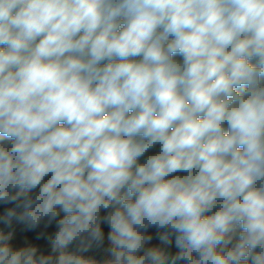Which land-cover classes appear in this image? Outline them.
<instances>
[{
	"label": "clouds",
	"instance_id": "9594fccd",
	"mask_svg": "<svg viewBox=\"0 0 264 264\" xmlns=\"http://www.w3.org/2000/svg\"><path fill=\"white\" fill-rule=\"evenodd\" d=\"M0 264H264V0H0Z\"/></svg>",
	"mask_w": 264,
	"mask_h": 264
},
{
	"label": "trees",
	"instance_id": "16d2710c",
	"mask_svg": "<svg viewBox=\"0 0 264 264\" xmlns=\"http://www.w3.org/2000/svg\"><path fill=\"white\" fill-rule=\"evenodd\" d=\"M158 147L159 146H157L156 148L152 149L151 152L157 151L158 150ZM105 230L107 231V229H105ZM152 231H154V230H152ZM21 238H25V239L29 240L30 242H34V243L38 244L40 246L41 250H45V251L47 250V244H46V242L43 241V240L36 241L35 240V235L33 233H28V232H23L22 233L19 230H17V234L15 236V239L13 240V243L16 244V245H20L21 244V241H22ZM170 250L172 252L177 251V249L174 246V243H173V246H172V248ZM97 257H100L101 258V256H99V255Z\"/></svg>",
	"mask_w": 264,
	"mask_h": 264
},
{
	"label": "crops",
	"instance_id": "0c3cea01",
	"mask_svg": "<svg viewBox=\"0 0 264 264\" xmlns=\"http://www.w3.org/2000/svg\"><path fill=\"white\" fill-rule=\"evenodd\" d=\"M21 244L24 243V241L26 240L25 238H21Z\"/></svg>",
	"mask_w": 264,
	"mask_h": 264
},
{
	"label": "built area",
	"instance_id": "2783aa9c",
	"mask_svg": "<svg viewBox=\"0 0 264 264\" xmlns=\"http://www.w3.org/2000/svg\"><path fill=\"white\" fill-rule=\"evenodd\" d=\"M97 259H100V257H97Z\"/></svg>",
	"mask_w": 264,
	"mask_h": 264
}]
</instances>
